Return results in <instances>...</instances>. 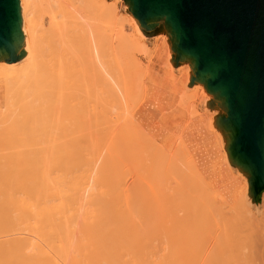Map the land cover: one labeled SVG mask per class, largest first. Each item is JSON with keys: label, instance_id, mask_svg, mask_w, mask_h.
Returning <instances> with one entry per match:
<instances>
[{"label": "bare ground", "instance_id": "6f19581e", "mask_svg": "<svg viewBox=\"0 0 264 264\" xmlns=\"http://www.w3.org/2000/svg\"><path fill=\"white\" fill-rule=\"evenodd\" d=\"M38 1L20 0L22 44L0 58V76L10 68L0 77V264H255L239 243L236 205L227 211L238 217L223 212L216 191L206 196L213 189L186 143L160 144L140 120L148 98L123 55L147 43L141 21L129 14L106 36L115 23L111 13L103 19L110 5L50 0L45 8ZM35 17L59 52L50 65L29 37ZM30 63V71L15 69ZM225 148L227 163L237 165ZM247 189L244 183L242 201Z\"/></svg>", "mask_w": 264, "mask_h": 264}, {"label": "water", "instance_id": "95a60500", "mask_svg": "<svg viewBox=\"0 0 264 264\" xmlns=\"http://www.w3.org/2000/svg\"><path fill=\"white\" fill-rule=\"evenodd\" d=\"M147 30L164 24L175 62H189L226 116L232 159L264 191V0H125ZM20 0H0V58L22 44ZM193 80V81H194Z\"/></svg>", "mask_w": 264, "mask_h": 264}, {"label": "rangeland", "instance_id": "374dc122", "mask_svg": "<svg viewBox=\"0 0 264 264\" xmlns=\"http://www.w3.org/2000/svg\"><path fill=\"white\" fill-rule=\"evenodd\" d=\"M59 1L61 2L62 0ZM86 1H89L90 6H103L104 4L107 5V8L111 6L108 8V11L111 9V12H108L109 14H107L106 18L103 19H107L111 13V16L114 18L113 22L115 23L113 26L109 25L105 28L104 32L106 36L115 35L117 31L121 29L120 24L127 22V16L129 14L131 16L134 14L131 5L125 0ZM49 3L50 0L38 1V4L43 5L45 8L48 7ZM103 19L98 20V22H103ZM34 21L35 25L31 28V35H29V37L38 41V44L41 46V53L43 54L44 60L50 65L52 57L56 55L55 53L59 54V52L55 51L54 43L49 37L47 24L45 27L41 26L43 19L35 17ZM94 31L95 28L93 32L88 29L84 38L90 40L94 37ZM128 32L130 33L132 31L128 30ZM146 39L147 43L144 46L140 45L141 47L139 48L131 46L125 51L123 55V67L130 69L134 68L138 71L137 78L139 84L145 88L146 93L143 94H146V98H148L147 102L143 106V109L149 116V122L153 127V131L161 135V140H158V142L163 144L166 141H179L176 139L181 138L186 143L199 171L209 183L208 185H210V187L214 190V192H212L213 190H208L211 191V194L207 192L210 195L206 196L212 197V194H215L216 191V195L218 193L217 197L219 196L220 199H216V196L213 195L214 200L220 203L222 202L221 200L224 199L223 202L227 201L225 204H229L227 207L223 204V202V205L221 204L220 209H225V211H222L225 213L227 212L226 214L230 211H227V209L231 206L233 207V205L235 207L236 205L235 210L238 211L242 217H238V215H236L237 212L231 211L234 212L235 214H233L239 219V222L237 221L239 225H236V222H234L237 229H239L238 238L241 240L239 243H242V245L246 248L249 246L247 251L245 250L246 248L244 249L246 253L248 252L246 254L247 256H250L253 253L255 254L256 251L258 252L259 250L257 255H255L257 258L258 256L260 258L256 260V258H254V254L249 258L253 257L254 259L252 258V260L255 264H264V234H262L264 232V191H262L259 194V197L255 199L251 192L250 178L246 181L245 177L240 175L236 164L227 163L228 159L225 147L229 148V138L219 123L220 117L227 115L226 111L224 109L219 110L217 107V101L212 98L213 94L209 92L205 82L192 81L195 76V70L189 62H181L179 64L175 62L176 53L173 49H171L173 42L170 35L167 34L163 23H160L151 31L147 30ZM89 50L90 49H87L84 54L90 55ZM21 68L30 71L34 68V64L30 63L26 67H16L15 69ZM1 71L4 73L0 77L5 78V74L10 72V68L6 67ZM168 73L172 78L176 79L178 87H174V83L168 77ZM175 90H177V92ZM5 96L4 82H0L1 112L5 110L3 109L6 105ZM209 97L212 98V100H210ZM203 98H205L206 103ZM142 101H144V99L140 102ZM227 152L229 153L228 149ZM132 171L134 172L133 169L131 170V173ZM131 173V177L128 176V180L133 182L135 175ZM131 182H129V184ZM244 183L247 184L248 188V192H246L247 194L245 196L246 201H242V196H244ZM202 189H205V184L202 185L200 190ZM207 189L210 188H206L205 192ZM218 191L222 196H220ZM238 200L242 203L244 202L243 205L245 207H241ZM215 201L214 203L217 204ZM247 204L249 205L247 206ZM246 207L248 209L250 208L251 212H248V209L246 211ZM217 209L219 210V208ZM253 217L256 219L251 220ZM260 220L263 222H260ZM228 221H230V219H228ZM253 221H256L257 224L261 226H256V222ZM255 229L262 232H259V234ZM249 230H252L253 232H249ZM258 234L262 235L259 236ZM255 236H259L256 243L255 240H253ZM211 240L213 242V238L211 239V237H207L206 242L208 243L205 242V244L210 245V243H212ZM258 241L262 244H258ZM255 244H257V248L254 247L256 246Z\"/></svg>", "mask_w": 264, "mask_h": 264}, {"label": "crops", "instance_id": "0c3cea01", "mask_svg": "<svg viewBox=\"0 0 264 264\" xmlns=\"http://www.w3.org/2000/svg\"><path fill=\"white\" fill-rule=\"evenodd\" d=\"M168 77L171 79V81H173L174 83V87H178V83H176V79L175 78H172L171 75H169L168 73ZM177 84V85H176ZM179 89V88H178ZM177 92V90H175ZM144 106V105H143ZM143 106L140 108L139 110V114H140V120L144 126V128L147 130V131H152L153 130V127L150 125V122H149V116L147 115L146 111L143 109ZM159 140H161V136L158 138Z\"/></svg>", "mask_w": 264, "mask_h": 264}]
</instances>
